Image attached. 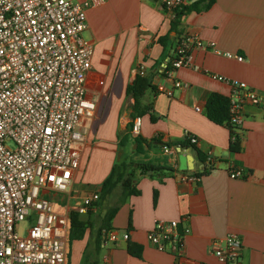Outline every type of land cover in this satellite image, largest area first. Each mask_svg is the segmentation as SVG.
<instances>
[{"label": "crops", "instance_id": "0c3cea01", "mask_svg": "<svg viewBox=\"0 0 264 264\" xmlns=\"http://www.w3.org/2000/svg\"><path fill=\"white\" fill-rule=\"evenodd\" d=\"M87 22L84 38L93 45L88 87L96 113L81 123L87 134L80 145V167L68 191L52 195L56 210L71 218L86 197L101 195L103 182L126 156L166 169L137 176L139 193L123 203L119 186L87 213H78L82 224L71 229L70 223L67 264H221L210 246L230 233L243 241L240 264H264V109L246 107L244 124L236 132L239 152L231 150L234 131L207 114L213 94L229 100L232 93L229 83L214 76L264 94V0H215L209 9L185 15L176 30L161 0H108L87 10ZM190 35L214 46L194 49L196 68L168 76L165 67L178 41ZM228 53L244 61L228 58ZM141 67L152 78V87L141 100L143 113L136 115L132 87L142 76ZM176 81L190 87L176 88ZM137 116L142 117L138 136L132 133ZM191 136L198 145L190 143ZM135 139L140 140L138 154L132 153ZM164 143H184L186 153L196 151L200 182L179 179V155L164 153ZM208 155L218 161L212 170L205 166ZM230 166L242 170L243 177L231 178ZM116 206L109 220L107 212ZM156 219L177 220L180 228H190L184 257L161 252L148 240ZM109 231L119 233L117 241L108 240ZM130 246L140 249V257L129 252Z\"/></svg>", "mask_w": 264, "mask_h": 264}, {"label": "built area", "instance_id": "2783aa9c", "mask_svg": "<svg viewBox=\"0 0 264 264\" xmlns=\"http://www.w3.org/2000/svg\"><path fill=\"white\" fill-rule=\"evenodd\" d=\"M108 0H0V264H67L70 216L56 210L52 195L67 192L81 163L80 145L87 134L81 128L96 113L89 96L93 45L84 38L87 10ZM173 21L191 0H161ZM206 45L197 35L184 36L165 67L168 76L193 65L194 49ZM242 62L243 56L226 54ZM144 76V68L139 69ZM214 78L229 83V118L226 124L237 142L249 105L264 109V94L246 83ZM102 83V81H99ZM175 87L188 89L181 81ZM166 94L173 96V91ZM200 111L199 108H196ZM142 117L133 119L132 133L141 132ZM198 145L197 137L189 138ZM170 155L186 153L181 146L162 145ZM217 159L208 155L205 166L212 170ZM195 170V169H194ZM203 170V169H202ZM231 178L243 171L229 167ZM201 172H181L186 183L201 181ZM100 200L99 193L86 197L77 213L85 214ZM190 228L177 220L156 219L148 240L161 252L184 257ZM110 242L117 231L106 232ZM125 240L129 234L123 235ZM243 241L230 233L216 239L210 253L221 264H240ZM179 264V263H178Z\"/></svg>", "mask_w": 264, "mask_h": 264}, {"label": "trees", "instance_id": "16d2710c", "mask_svg": "<svg viewBox=\"0 0 264 264\" xmlns=\"http://www.w3.org/2000/svg\"><path fill=\"white\" fill-rule=\"evenodd\" d=\"M215 0H198L196 2H192L191 4L184 6L178 13L175 20L171 21L172 23V29L176 30L177 27L180 24L181 19L191 13L192 11H201L209 9L213 4ZM152 78L149 76H137L135 83L132 87V91L135 96V104H134V111L136 112V115H141L143 113L142 103L141 100L145 94V92L152 87ZM207 114L208 117L217 124H225L226 121L229 118V100L228 98H225L218 94H213L208 101L207 105ZM137 143V148L135 150H132V153L138 154L141 153L140 151V140L135 139L133 144ZM240 142L237 140V142L231 144V150L233 152H239L240 151ZM122 145H125L123 143ZM163 145V144H162ZM161 145V147H162ZM168 146H178L173 145L171 143H167ZM179 146L182 148H186V145L184 143H179ZM129 156H126L122 158V160L118 161L113 169L110 175L107 177V179L102 184L101 189V195L100 198L102 201L108 199L112 194L113 191L117 187H121L122 193H121V202L123 203L125 199H127L130 195H136L139 193L138 189L136 188V177L137 176H144L147 175L149 171L158 172L165 170V167H154L153 165L145 162V161H136L131 160ZM170 172H173L172 169H169ZM202 173H207V169L204 168ZM118 211V206L111 208L107 212V218L109 220L113 219V216ZM78 213H72L70 218L71 223V229L75 227V225H81L82 223L78 221ZM71 237V233H70ZM129 252L134 255L140 257L141 252L139 250H135L133 246L129 247Z\"/></svg>", "mask_w": 264, "mask_h": 264}, {"label": "water", "instance_id": "95a60500", "mask_svg": "<svg viewBox=\"0 0 264 264\" xmlns=\"http://www.w3.org/2000/svg\"><path fill=\"white\" fill-rule=\"evenodd\" d=\"M197 1V0H194ZM137 144L135 145V148ZM196 155V151H193L191 154L181 153L179 154V170L183 172H187L189 174L195 173L196 164L194 163V158ZM151 173V171H149Z\"/></svg>", "mask_w": 264, "mask_h": 264}]
</instances>
